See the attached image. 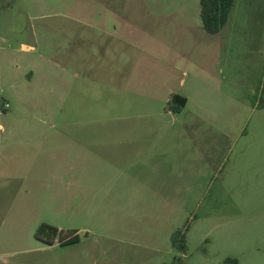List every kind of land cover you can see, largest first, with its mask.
Instances as JSON below:
<instances>
[{"label":"rangeland","instance_id":"1","mask_svg":"<svg viewBox=\"0 0 264 264\" xmlns=\"http://www.w3.org/2000/svg\"><path fill=\"white\" fill-rule=\"evenodd\" d=\"M200 13L0 0V209L33 240L55 221L83 264H264V0L217 34Z\"/></svg>","mask_w":264,"mask_h":264},{"label":"crops","instance_id":"2","mask_svg":"<svg viewBox=\"0 0 264 264\" xmlns=\"http://www.w3.org/2000/svg\"><path fill=\"white\" fill-rule=\"evenodd\" d=\"M29 49V47H28ZM181 97V96H179ZM1 132L3 134L5 132L3 126L0 124ZM101 147V146H98ZM99 149V148H98ZM97 149V150H98ZM92 150H89L91 153ZM85 153L87 155L88 150L82 148L81 153ZM104 154H100L97 157L103 158ZM104 159V158H103ZM83 180L75 182L81 184ZM28 183V179L22 181V187H25ZM82 185V184H81ZM16 211V212H15ZM7 212H14L15 215L18 216L17 220L12 219L11 221H3L0 222V264H36L34 259L35 255L45 256L44 264H57L58 261H55V256H57V251L59 249L64 248L63 258L61 259L62 264H83L84 257L82 255L72 254L76 247L82 246L84 243L80 241L75 244H67V240L70 237L82 238L85 230L83 228H76L70 230H64V228L60 225V223H56L55 221L46 222L42 221V225L46 224L49 226H53L57 228L62 235L66 238L63 241L58 238L54 239L52 244L46 243L44 240L36 239L33 240L34 230L36 229V225L25 224L24 218L26 216V210L23 208H16V210H6L0 209V219L1 216H6ZM22 221L24 223H22ZM40 225V224H39ZM38 225V226H39ZM72 236L67 237L69 235ZM79 240V239H78ZM66 242V243H65ZM67 253V254H66Z\"/></svg>","mask_w":264,"mask_h":264},{"label":"trees","instance_id":"3","mask_svg":"<svg viewBox=\"0 0 264 264\" xmlns=\"http://www.w3.org/2000/svg\"><path fill=\"white\" fill-rule=\"evenodd\" d=\"M236 0H200L201 7V21L204 30L209 34L219 33L223 27L228 23L230 14L235 6ZM173 101L178 103L180 106H185L187 99L184 97L175 96ZM1 132V129H0ZM72 236V232H70ZM37 238L46 241L48 244H52L53 240L58 236L60 240L66 239L62 232L53 226L46 224L41 225L36 234ZM76 237H70L66 242L72 244L76 242ZM174 238V245L176 243ZM65 242V243H66Z\"/></svg>","mask_w":264,"mask_h":264},{"label":"built area","instance_id":"4","mask_svg":"<svg viewBox=\"0 0 264 264\" xmlns=\"http://www.w3.org/2000/svg\"><path fill=\"white\" fill-rule=\"evenodd\" d=\"M7 107H8V105H7Z\"/></svg>","mask_w":264,"mask_h":264}]
</instances>
